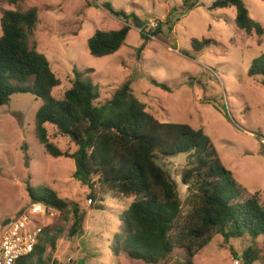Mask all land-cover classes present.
Returning a JSON list of instances; mask_svg holds the SVG:
<instances>
[{
    "label": "rangeland",
    "instance_id": "rangeland-1",
    "mask_svg": "<svg viewBox=\"0 0 264 264\" xmlns=\"http://www.w3.org/2000/svg\"><path fill=\"white\" fill-rule=\"evenodd\" d=\"M213 1L198 0V7L186 14L183 0H21L15 5L2 3L0 9H37L33 41L60 80L52 90L54 98L62 99L74 81V71L98 89L94 102L98 107L129 80L137 99L157 121L202 128L221 165L246 194H260L264 206V77L248 76L252 62L264 54V35L258 38L238 31L234 8L210 11ZM242 1L250 18L264 30V0ZM103 3L129 16L130 31L117 52L97 58L88 51V38L96 30H118L125 25L122 18L109 15ZM168 19L172 30L163 26V33L150 38L138 53L143 44L141 28ZM192 40L208 44L197 48ZM150 79L164 83L169 91L153 86ZM41 103L31 94H14L0 107V237L3 222L30 203L26 185L45 186L86 212L84 234L58 243L53 258L59 264L68 258L72 264H145L115 258L110 251L121 211L131 199L118 200L105 193L102 202L91 205L102 208L90 209L87 189L72 177L73 160L47 155L36 140L34 115ZM48 132L52 135V128ZM50 141L61 150L69 145L60 136L50 137ZM185 158V154L177 155L165 166L181 197L185 187L180 185L179 175ZM62 223L56 213L40 225ZM247 247L260 251L254 264H264V235L227 243L216 236L195 255L194 263L235 264L230 250L240 254Z\"/></svg>",
    "mask_w": 264,
    "mask_h": 264
},
{
    "label": "trees",
    "instance_id": "trees-1",
    "mask_svg": "<svg viewBox=\"0 0 264 264\" xmlns=\"http://www.w3.org/2000/svg\"><path fill=\"white\" fill-rule=\"evenodd\" d=\"M19 1L0 0V4ZM101 6L112 17L122 18L125 25L118 30H96L88 38V51L97 58L117 52L130 31L127 14L115 11L109 3ZM183 7L186 14L198 7V0H183ZM226 8H234L233 22L238 31L258 38L264 35L242 0H214L208 10ZM0 13V107L14 94H31L41 100L34 115V136L47 155L73 160L72 177L87 189L90 209L102 208L91 205L102 202L105 193L118 200L131 199L121 211L119 231L110 242L115 258L145 264H195V255L216 236L227 243L264 235L260 194L248 195L235 182L202 128L157 121L137 99L129 80L98 107L94 105L98 89L74 71V81L62 99L54 98L52 90L60 80L33 41L37 9H0ZM171 23L168 19L154 27L145 24L140 30L143 44L138 53L150 38L163 33V26L171 31ZM191 43L197 48L208 44ZM248 76L264 77V54L252 62ZM150 80L153 86L169 91L164 83ZM56 136L68 141L66 149L50 141ZM182 154L186 155L179 175V183L185 187L183 197L165 170L167 160ZM26 193L30 203L56 211L63 223L44 227L32 252L15 264H59L53 258L58 243L84 234L86 212L45 186L27 184ZM230 252L240 264H254L260 259L255 247H247L240 254Z\"/></svg>",
    "mask_w": 264,
    "mask_h": 264
},
{
    "label": "built area",
    "instance_id": "built-area-1",
    "mask_svg": "<svg viewBox=\"0 0 264 264\" xmlns=\"http://www.w3.org/2000/svg\"><path fill=\"white\" fill-rule=\"evenodd\" d=\"M152 26L155 23L152 22ZM87 202L91 203L89 200ZM56 213L40 203H29L14 218L9 219L0 237V264H15L18 259L29 255L37 245L44 228L40 223L54 218ZM70 263L71 259L68 258L65 264Z\"/></svg>",
    "mask_w": 264,
    "mask_h": 264
},
{
    "label": "water",
    "instance_id": "water-1",
    "mask_svg": "<svg viewBox=\"0 0 264 264\" xmlns=\"http://www.w3.org/2000/svg\"><path fill=\"white\" fill-rule=\"evenodd\" d=\"M8 223H9V220L4 221L3 224H2L3 227H5Z\"/></svg>",
    "mask_w": 264,
    "mask_h": 264
}]
</instances>
